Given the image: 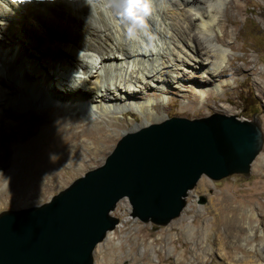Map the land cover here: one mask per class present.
<instances>
[{"label":"rangeland","instance_id":"obj_1","mask_svg":"<svg viewBox=\"0 0 264 264\" xmlns=\"http://www.w3.org/2000/svg\"><path fill=\"white\" fill-rule=\"evenodd\" d=\"M231 4L225 0L222 11H230L225 26L238 49L227 54L234 59L232 69L218 78L233 84L223 92L210 90L204 101L189 88L195 78L184 81L183 96L172 86L164 111L157 110V120L148 119L138 130L172 117L222 114L241 120L255 115L264 132V0H239V10ZM237 66L241 68L236 71ZM19 91L14 80L0 73V212L47 202L102 166L122 135L138 131L130 129L143 123L134 110H124L115 119H72L56 104L29 101L20 106ZM111 216L119 223L96 247L93 264H264V146L248 178L234 175L213 182L201 177L180 217L166 227L131 218L126 200L117 203Z\"/></svg>","mask_w":264,"mask_h":264},{"label":"bare ground","instance_id":"obj_2","mask_svg":"<svg viewBox=\"0 0 264 264\" xmlns=\"http://www.w3.org/2000/svg\"><path fill=\"white\" fill-rule=\"evenodd\" d=\"M105 2L95 0L89 16L85 0L8 1V13L0 16L6 22L0 73L18 84V105L56 104L72 119H115L134 110L143 118L130 129L136 131L157 120L172 86L183 96L184 81L195 78L189 88L204 101L210 90L223 92L233 84L218 78L232 69L227 54L238 49L225 26V0H152L143 37L133 40L124 38L123 23L113 18L119 0H107L114 7L97 14ZM231 5L240 8L239 0Z\"/></svg>","mask_w":264,"mask_h":264},{"label":"water","instance_id":"obj_3","mask_svg":"<svg viewBox=\"0 0 264 264\" xmlns=\"http://www.w3.org/2000/svg\"><path fill=\"white\" fill-rule=\"evenodd\" d=\"M264 146L259 119L213 114L172 117L122 135L104 164L47 202L0 212V264H93V253L119 220L166 227L180 217L201 177L248 178Z\"/></svg>","mask_w":264,"mask_h":264},{"label":"clouds","instance_id":"obj_4","mask_svg":"<svg viewBox=\"0 0 264 264\" xmlns=\"http://www.w3.org/2000/svg\"><path fill=\"white\" fill-rule=\"evenodd\" d=\"M95 0H85L89 7V16H92V5ZM114 5L110 2L100 5L97 14H102L106 10L111 11ZM116 11L114 19L117 20L118 26L122 22V33L126 40L143 37V29L145 27V18L148 17L153 10L152 0H119L118 5H115ZM8 0H0V16L7 14ZM6 26V22L0 19V29Z\"/></svg>","mask_w":264,"mask_h":264}]
</instances>
